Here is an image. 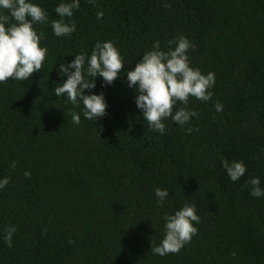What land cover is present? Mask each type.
<instances>
[{
  "label": "trees",
  "instance_id": "16d2710c",
  "mask_svg": "<svg viewBox=\"0 0 264 264\" xmlns=\"http://www.w3.org/2000/svg\"><path fill=\"white\" fill-rule=\"evenodd\" d=\"M29 2L48 15L34 26L48 54L28 80L0 83V180H9L0 188V264H264V196L246 186L259 177L264 188V0H80L63 18L75 22L69 36L51 25L61 19L55 8L73 0ZM181 35L195 46L191 66L215 74L214 95L190 97L197 115L183 127L166 119L161 134L137 108L126 72L156 41L167 51ZM106 41L125 69L107 86L85 76L96 83L85 94L103 92L108 105L93 121L79 98L73 105L54 89L67 79L60 63ZM225 159L243 161L245 175L232 181ZM156 188L169 193L163 206ZM185 203L196 205L197 233L178 253L153 254L164 217Z\"/></svg>",
  "mask_w": 264,
  "mask_h": 264
},
{
  "label": "clouds",
  "instance_id": "9594fccd",
  "mask_svg": "<svg viewBox=\"0 0 264 264\" xmlns=\"http://www.w3.org/2000/svg\"><path fill=\"white\" fill-rule=\"evenodd\" d=\"M94 3V0H88ZM170 7V5H165ZM80 7V0L62 2L55 12L61 19L52 21V29L56 36H69L76 31L75 22L67 23L64 17H72L73 10ZM103 18V12L97 13V19ZM48 15L43 7L29 0H0V83L7 82L10 78L20 81L28 80L35 72L42 70L48 49L41 45L43 32L38 33L35 25L45 23ZM167 51L161 50L160 42L156 41L152 49L146 51L142 59L136 63L134 70L126 72L127 85L136 92L135 103L142 110L143 117L152 131L165 132L166 119L171 118L183 127L197 113L187 108L189 98L207 102L214 93L210 91L215 85V74L202 73L200 68L191 66L188 55L189 49H194L187 37L181 35L168 42ZM87 68L85 69V62ZM72 69H75L72 71ZM125 69L124 58L113 41L97 42L90 56L85 53L75 54V59L70 63H60L58 72L67 79L62 84H57L55 96H66L73 105H78V98L84 106L83 115L86 119L97 120L107 115V103L103 92L100 94H85V89H95V79L102 77L104 85H111L119 78ZM94 77L88 81L85 76ZM185 105L175 110L177 103ZM216 111H222L223 106L217 102ZM73 122L80 123V115L72 113ZM198 129L188 128L187 133ZM15 168V162L11 165ZM232 181H238L245 175L247 168L243 161H222ZM30 177V172H25ZM9 180H0V188L7 186ZM246 186L251 187L254 197L264 196L259 177H252ZM155 194L161 206L169 193L166 189H155ZM114 211V210H113ZM165 235L157 246L151 243L153 254L164 256L178 253L185 244L189 243L197 233L195 226L199 224L200 217L196 213L195 203H185L174 214L164 217ZM195 222V223H194ZM14 226L6 229L4 242L11 247Z\"/></svg>",
  "mask_w": 264,
  "mask_h": 264
}]
</instances>
